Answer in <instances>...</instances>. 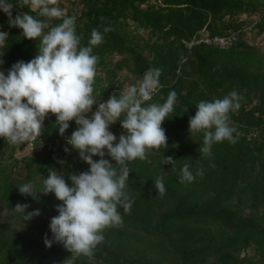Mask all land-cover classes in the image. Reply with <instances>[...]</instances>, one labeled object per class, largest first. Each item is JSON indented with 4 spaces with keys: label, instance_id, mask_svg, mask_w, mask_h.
<instances>
[{
    "label": "trees",
    "instance_id": "trees-1",
    "mask_svg": "<svg viewBox=\"0 0 264 264\" xmlns=\"http://www.w3.org/2000/svg\"><path fill=\"white\" fill-rule=\"evenodd\" d=\"M9 2L13 19L27 12L48 23L45 32L62 22L39 16L19 0ZM57 6L75 16L81 46H88L93 29L103 35L93 48L98 102L119 94L125 83L137 84L150 68L162 69V87L149 103H165L172 91L177 95L162 124L167 146L128 162L130 211L118 208L122 224L106 228L93 257L74 264H264V47L257 42L264 35V0H58ZM0 31L8 33L0 47V71L7 76L15 63L38 54L39 41L24 38L3 11ZM231 36L236 40L227 48L196 42ZM233 90L241 97L240 108L229 113L236 142L213 144L211 156L200 159L203 134L190 136L189 119L200 101L223 99ZM55 124L50 114L29 154L18 156L19 145L0 138V264H64L71 256L61 244L44 243L45 236L53 239L49 225L61 202L54 194L33 199L18 189L31 182L39 192L50 168L64 173L69 186L71 174L89 170L67 143L75 121L63 137ZM110 131L117 143L126 134L120 122ZM165 157L176 161L175 171ZM185 163L195 177L191 183L180 182ZM158 178L166 189L160 197ZM18 203L30 205L26 213L41 215L24 221L13 210Z\"/></svg>",
    "mask_w": 264,
    "mask_h": 264
},
{
    "label": "clouds",
    "instance_id": "clouds-1",
    "mask_svg": "<svg viewBox=\"0 0 264 264\" xmlns=\"http://www.w3.org/2000/svg\"><path fill=\"white\" fill-rule=\"evenodd\" d=\"M19 3L41 17L62 19V22L45 32L48 23L27 12L13 19V5L9 0H0V11L8 16L9 25L22 29L24 38L39 41L38 54L32 60L15 63L7 76L0 71V138L11 145H30L41 137L44 121L50 114L56 117L55 125L62 137L70 122L75 121L77 129L67 138V143L78 151L89 170L71 174V186L64 173L50 168L39 192L31 182L18 187L21 195L35 199L38 194H54L61 202L56 206L58 215L51 218L49 225L53 239L45 236L44 243L48 248L53 243L63 245L71 253L64 264H74L81 256L93 257L94 249L104 240L106 228L122 224L118 208L125 213L130 211L132 202L125 191L130 174L128 162L145 160L147 152L167 146L162 124L173 111L177 95L172 91L165 103H149L162 87V69L150 68L137 84L126 85L119 94L113 92L106 102H98L94 96L98 57L93 54V48L102 43V33L93 29L88 46H81L76 18L65 16L57 6L58 0H19ZM7 38L8 33L0 31V47ZM240 100L233 90L223 99L202 100L197 104L195 116L189 119L188 131L190 136L203 134L200 159L211 156L213 144L236 142L229 113L240 108ZM94 105H98L95 112ZM117 122L126 133L119 136L118 143L109 130ZM64 151L67 153L69 149L66 147ZM175 162L172 157L164 158L165 164L173 166L172 171H175ZM189 169L190 165L185 163L181 183L194 181ZM196 175L202 176L203 170L198 169ZM154 187L158 197L165 194L162 178L154 181ZM29 207L18 203L13 210L23 214L24 221L41 215L39 210L26 213Z\"/></svg>",
    "mask_w": 264,
    "mask_h": 264
},
{
    "label": "built area",
    "instance_id": "built-area-1",
    "mask_svg": "<svg viewBox=\"0 0 264 264\" xmlns=\"http://www.w3.org/2000/svg\"><path fill=\"white\" fill-rule=\"evenodd\" d=\"M236 40V37L235 36H231V37H228V38H214L213 40H210L209 38H205V39H200L199 41H196V42H202V41H204V42H206V43H211V42H214L215 44H217L218 46H220L221 48H227L228 46H230L234 41ZM143 79V77L140 79V80H142ZM139 80V81H140ZM138 81V82H139ZM137 82V83H138ZM158 92H159V90H158ZM157 92V93H158ZM156 93V94H157ZM156 94H154V96L156 95ZM153 96V97H154ZM153 97H152V99H153Z\"/></svg>",
    "mask_w": 264,
    "mask_h": 264
},
{
    "label": "rangeland",
    "instance_id": "rangeland-1",
    "mask_svg": "<svg viewBox=\"0 0 264 264\" xmlns=\"http://www.w3.org/2000/svg\"><path fill=\"white\" fill-rule=\"evenodd\" d=\"M257 42L260 45V47L263 48L264 47V35L261 36L260 38H258ZM123 76H124V73L121 74L120 78L122 79ZM124 86H126V83H125ZM88 116L90 118L91 117V113H89ZM111 129H112V125L110 126L109 130H111ZM31 151H32V148L30 147V145H28V143H25V144L19 145L17 153H18V156H21V155H24V154H29V153H31Z\"/></svg>",
    "mask_w": 264,
    "mask_h": 264
}]
</instances>
